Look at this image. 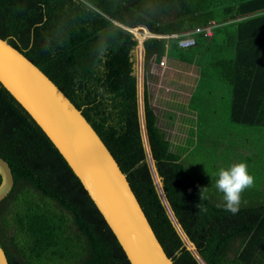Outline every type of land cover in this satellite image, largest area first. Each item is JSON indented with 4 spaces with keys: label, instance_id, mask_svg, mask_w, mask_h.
Returning a JSON list of instances; mask_svg holds the SVG:
<instances>
[{
    "label": "trees",
    "instance_id": "1",
    "mask_svg": "<svg viewBox=\"0 0 264 264\" xmlns=\"http://www.w3.org/2000/svg\"><path fill=\"white\" fill-rule=\"evenodd\" d=\"M207 23L215 25L212 35L197 34L188 48L162 37ZM135 27L153 34L142 41L147 141ZM0 37L81 110L173 264H264V202L195 176L183 148L193 144L166 137L146 85L163 56L194 65L189 109L201 87L212 96L217 88L229 96L230 122L264 128V0H0ZM241 140L236 147L258 145L257 138ZM0 156L14 179L0 201V245L9 264H131L64 157L1 83Z\"/></svg>",
    "mask_w": 264,
    "mask_h": 264
},
{
    "label": "water",
    "instance_id": "2",
    "mask_svg": "<svg viewBox=\"0 0 264 264\" xmlns=\"http://www.w3.org/2000/svg\"><path fill=\"white\" fill-rule=\"evenodd\" d=\"M0 83L30 114L64 157L114 233L129 262L173 264L125 174L81 110L42 70L1 37ZM141 115L143 118V108ZM142 126L147 141L144 123ZM0 177L2 201L10 193L14 179L8 162L1 156ZM159 191L162 192L160 183ZM169 213L173 218L170 210ZM184 239L194 252V245L187 238ZM0 264H9L1 245Z\"/></svg>",
    "mask_w": 264,
    "mask_h": 264
},
{
    "label": "rangeland",
    "instance_id": "3",
    "mask_svg": "<svg viewBox=\"0 0 264 264\" xmlns=\"http://www.w3.org/2000/svg\"><path fill=\"white\" fill-rule=\"evenodd\" d=\"M131 31L139 42L135 50L136 74L143 123L141 114L145 76L142 41L150 32L144 27H135ZM165 60L164 65L152 63L146 85L158 116V125L165 131L166 137L182 146L184 143L193 144L189 150L183 147L188 154L184 157L185 165L187 163L186 166L202 181L204 177L210 178V182L216 179L222 188L226 187L227 193H230L229 189H238V186L264 190V131L254 129L258 145L248 146L249 152H240L235 142L242 136V131L239 125L229 121L228 94L217 89L212 96L208 94L206 86L201 87L190 107L191 111L200 108L201 112L197 115L196 110H193V116L186 104L197 77L195 66ZM218 94L225 95V98L219 100ZM188 113H192V116L188 117ZM145 145L147 148L146 142ZM246 165H251L250 170ZM155 182L159 188L157 176ZM210 182L206 179L204 183L209 185Z\"/></svg>",
    "mask_w": 264,
    "mask_h": 264
},
{
    "label": "crops",
    "instance_id": "4",
    "mask_svg": "<svg viewBox=\"0 0 264 264\" xmlns=\"http://www.w3.org/2000/svg\"><path fill=\"white\" fill-rule=\"evenodd\" d=\"M192 66H194V65H192ZM194 89H195V85H194V88H193L192 92L194 91ZM211 90H212V89L208 88V92L211 93ZM215 90H217V88H215L214 91H215ZM219 90H220V89H219ZM220 91H221V90H220ZM192 92H191V94H192ZM191 94H190V95H191ZM189 97H190V96H189ZM218 97H219V100H222V99L224 98V96H223V95H220V94H218ZM188 100H189V98H188ZM187 103H188V101H187ZM186 107L188 108L187 104H186ZM188 110L191 111L189 108H188ZM191 112H193V110H192ZM191 114H192V113H188V114H187L188 117H189ZM191 116H192V115H191ZM193 116H194V112H193ZM245 129H246V130H241V131H242V136H241V138H242L243 140H241L240 143H243L245 138H248V137L256 138V137H258V136H254V132H253L254 129L260 130L261 132L264 131V128L261 127V126H258L257 128H254V127H248V128H245ZM262 130H263V131H262ZM221 134H224V133H221ZM236 138H237V136H236ZM236 143H237V144H236ZM235 145H239V144H238V141L235 142ZM237 148H239V147H237ZM239 151H240V152H246V151L249 152V148H248V146H246V143H244L242 147L240 146ZM249 159L251 160V158H249ZM246 166H247L248 169L250 170L251 165H246ZM258 167H259V166H258ZM258 167H257V168H258ZM206 179L209 180V182H210V178H208V177H204V181H202V180H201V181H202V182H205ZM213 184H217V185H219L218 183H216V179H214L212 182H210L209 185H206V184H205V185H206V186H209V187H214ZM233 191L238 192V193H239L238 197L240 196L241 199L244 200V201H247V202H250V203H255V204H259V203H263V202H264V190H263V189H254V188H250V189H248V188H246V187H244V186H238V189H235V190H233ZM223 199H224V198H223Z\"/></svg>",
    "mask_w": 264,
    "mask_h": 264
},
{
    "label": "built area",
    "instance_id": "5",
    "mask_svg": "<svg viewBox=\"0 0 264 264\" xmlns=\"http://www.w3.org/2000/svg\"><path fill=\"white\" fill-rule=\"evenodd\" d=\"M215 25L212 23H207L204 26H197L191 31H187L182 34H173V35H164L162 37L168 38V37H175L177 39V44L180 48H188L195 44L196 42V35L202 33L204 36H211L213 32V28ZM133 33V32H132ZM134 34V33H133ZM150 36H153V34H148ZM166 57L163 56L159 63L161 65H164Z\"/></svg>",
    "mask_w": 264,
    "mask_h": 264
}]
</instances>
